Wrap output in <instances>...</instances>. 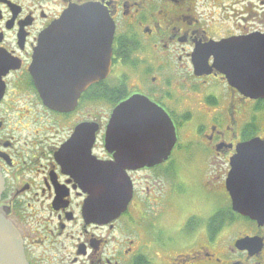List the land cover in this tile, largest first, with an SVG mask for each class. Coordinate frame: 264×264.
Here are the masks:
<instances>
[{
    "label": "flooded vegetation",
    "instance_id": "1",
    "mask_svg": "<svg viewBox=\"0 0 264 264\" xmlns=\"http://www.w3.org/2000/svg\"><path fill=\"white\" fill-rule=\"evenodd\" d=\"M89 4L115 27L109 75L73 110H51L32 74L37 49L41 40L49 46L54 22ZM78 30L91 35L46 52L47 80L70 85L98 72L97 31ZM247 37H264V0H0V212L19 231L29 264H264V225L234 211L228 188L238 148L264 142V98L232 87L208 49ZM134 96L169 116L177 141L162 163L126 172L127 210L97 223L86 215L87 185L71 161L81 154L78 141L97 161H114L107 128ZM188 198L193 209L210 202L213 214L185 212Z\"/></svg>",
    "mask_w": 264,
    "mask_h": 264
},
{
    "label": "water",
    "instance_id": "2",
    "mask_svg": "<svg viewBox=\"0 0 264 264\" xmlns=\"http://www.w3.org/2000/svg\"><path fill=\"white\" fill-rule=\"evenodd\" d=\"M87 28L97 31L98 52L101 64L85 79L70 82L47 80L43 74L46 52L53 55L69 39H78L91 34L75 29ZM114 24L109 16L95 5L74 7L68 10L46 32L51 38L49 46L42 43L37 49L32 74L44 104L51 110L67 112L73 110L80 94L91 84L105 79L110 72L111 47ZM75 31V32H70ZM92 35H95L92 34ZM215 56V67L225 73L229 84L241 94L252 99L264 98V37L233 38L208 46ZM107 54V56H106ZM50 58L49 66L54 67ZM60 68V66H59ZM58 71L50 75L58 78ZM96 126H94L95 130ZM98 128V127H97ZM85 125L78 130L82 132ZM80 132L77 137H80ZM74 138L71 144H74ZM176 132L169 116L145 98L134 96L118 105L107 128L105 148L114 153V161H97L90 154V146H81V154L71 161L78 167L77 173L88 193L85 212L97 223H107L119 218L126 210L133 196V187L126 172L153 167L166 160L176 144ZM70 162V161H69ZM264 142L260 139L243 144L232 160L228 188L233 200L234 211L264 225ZM4 190L0 173V200ZM246 240L241 241V244ZM0 264H29L23 239L7 218L0 212Z\"/></svg>",
    "mask_w": 264,
    "mask_h": 264
},
{
    "label": "rangeland",
    "instance_id": "3",
    "mask_svg": "<svg viewBox=\"0 0 264 264\" xmlns=\"http://www.w3.org/2000/svg\"><path fill=\"white\" fill-rule=\"evenodd\" d=\"M102 110L100 111V113L102 114V112H105V106H102V108H101ZM183 166H181V168H182ZM184 171H187V170H184ZM187 176V175H186ZM193 201H195L194 200V198H188L187 199V206H186V210H185V212H187V211H194V210H197V211H199V214L201 215V216H203V215H205L206 216V214H210V215H212L213 213L210 211V202H204L203 204L200 202V207L203 209H199V208H196L197 206L195 205L194 206V209L193 208H191V205H192V202ZM207 204V205H206ZM184 212V213H185ZM203 213H205V214H203ZM167 218H165V220H166ZM180 221V220H179Z\"/></svg>",
    "mask_w": 264,
    "mask_h": 264
},
{
    "label": "trees",
    "instance_id": "4",
    "mask_svg": "<svg viewBox=\"0 0 264 264\" xmlns=\"http://www.w3.org/2000/svg\"><path fill=\"white\" fill-rule=\"evenodd\" d=\"M99 101H102V100H99ZM214 218H216L217 219V214L215 215V217ZM216 219H213V220H216Z\"/></svg>",
    "mask_w": 264,
    "mask_h": 264
}]
</instances>
